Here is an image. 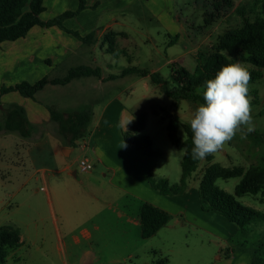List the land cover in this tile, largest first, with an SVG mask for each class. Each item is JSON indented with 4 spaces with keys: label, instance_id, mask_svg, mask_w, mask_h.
Wrapping results in <instances>:
<instances>
[{
    "label": "rangeland",
    "instance_id": "374dc122",
    "mask_svg": "<svg viewBox=\"0 0 264 264\" xmlns=\"http://www.w3.org/2000/svg\"><path fill=\"white\" fill-rule=\"evenodd\" d=\"M134 1L130 7L122 11H89L86 17L92 26L95 25L96 38L108 24L114 23L113 29L108 30L98 44L82 45L81 50H88L87 55L73 53L65 62H60L45 74L39 72L41 74L37 79L34 73L39 71L38 68L29 67L26 49L20 50L25 48L24 43L6 42L8 45L4 44L0 48V53L7 58L8 64L6 68H0L1 87H10L22 82L32 83L45 77L62 79L71 69L79 66L100 67L102 73L108 76L120 75L124 68L136 67L158 72L170 80L173 63H178L190 73H194L199 56L213 52L219 37L227 30L241 28L245 22H253L261 17L262 0H232L233 7H228L223 2L220 11L214 10L213 6L218 0ZM70 5L71 3L68 4ZM50 14L49 11L44 17H49ZM86 17L78 20L76 16L69 24L67 23V26L71 28L83 24ZM114 19L116 21H113ZM62 29H65V26ZM68 34L74 40H78L73 33ZM73 46L76 47L75 44ZM111 49L113 52H109ZM16 55L18 61L11 64L12 58L14 60ZM237 61L248 71L261 74L260 79L249 83L250 114L254 130L247 134L246 139H241L237 135L222 150L213 154L212 163H219L223 167L240 166L247 170L264 160V69L256 68L241 58L236 59ZM48 64L49 61L46 65ZM15 66H19L18 70ZM37 94L34 99L23 97L19 93L9 94L4 104L0 106V125L3 124L12 103L16 102L42 104L46 109L51 108L63 114L88 108L101 112L106 104H114L116 110L120 108L116 113L120 122L128 114L145 116V128L137 137H149L153 149L157 152L156 166L151 172L152 179L157 182L164 178L171 181L170 185L179 179L185 151L170 142L167 124L171 118L178 116L183 125H188L192 113L200 103L189 101L176 103L164 95L159 86L153 85L149 78L135 74L111 80L105 85L99 84L98 77L77 79L70 85H49ZM178 135L182 140L186 139L183 127L178 131ZM31 137V140H26L18 132L0 131V228L5 226L18 228L24 241L20 248L9 251L5 264H68L70 261L64 256L61 257L57 251L59 241L55 234L52 212L57 215L65 242L69 239L67 228L70 226L74 228L77 225L78 216L91 214L90 208L81 200V197L90 191L85 177L81 175L77 179L61 172L65 165L73 162H75L73 170L79 171L81 161L87 158L95 163V165L91 163L93 170L100 176L101 168L96 160L94 161L91 132L89 129L85 138L79 140L75 146L71 145L73 152L68 158L62 156L61 149L67 142L63 135L61 136L58 123L44 125L32 132ZM54 149L58 151L55 157L52 156ZM64 153L68 155L69 152L65 149ZM208 165L206 158L200 161L198 170L188 181L187 189L191 187L194 188V193L198 191L200 179ZM42 169L47 171L43 173ZM240 180L218 179L216 185L234 194ZM238 201L264 213V198L260 194L245 195L238 198ZM216 216L226 221L223 217ZM215 227L218 231L219 228L215 224L211 229L215 230ZM235 228L237 231L229 239L228 244L245 252L250 261V252L237 243L244 240L252 243L256 241L257 236L255 233L243 236L236 226ZM219 235L217 232L209 236L204 231L187 226L179 232H173L171 238L177 242L176 248L188 247L185 250L186 254L193 259L192 262L178 259L180 253L175 251L169 263L215 264V254L226 245ZM160 244L158 239L154 241V245ZM162 249L167 251L168 248ZM165 258L168 257L164 256L163 259ZM150 259H154V256L148 255L137 264H144ZM155 259H159V262L157 261L159 264L162 257L155 256Z\"/></svg>",
    "mask_w": 264,
    "mask_h": 264
},
{
    "label": "crops",
    "instance_id": "0c3cea01",
    "mask_svg": "<svg viewBox=\"0 0 264 264\" xmlns=\"http://www.w3.org/2000/svg\"><path fill=\"white\" fill-rule=\"evenodd\" d=\"M133 2L135 1L86 0L87 8L77 16V19L86 17L89 11L126 10ZM70 3L71 5L68 6ZM44 6L46 11L41 15V19L48 21L66 11L77 10L79 0H45ZM49 11L51 12L49 17H44V14ZM73 19L65 21L63 26L68 30L79 32L83 38L90 34H95L93 42L95 44H98L102 40L108 30L113 29L112 24H114L111 23L104 27L96 38L95 25L92 26L88 17L83 19V24L70 28L67 26V23L69 24ZM113 21H116V19ZM19 41L24 43L25 48L20 50L26 49L29 67L34 68L36 66L39 70L34 73L36 79L40 77L39 74L41 73L39 72L45 74V72L52 70L60 62H65L73 53L79 52L81 55L88 54V50H81L82 45L92 46L93 44H86L80 39L74 40L70 34L57 26L50 28L35 26L25 38L14 42ZM7 43H10V41H7ZM7 43H2L0 48ZM17 59L18 55H16L14 60L12 58L10 63L12 64L13 61L17 62ZM6 61L7 58L4 54L0 53L1 69L7 67L8 64ZM48 61L49 64L46 65ZM108 77V75L102 73V77L99 78V84H107L109 82ZM35 82L37 81H32V83ZM1 86L2 82H0V88H2ZM11 93L5 94L2 97V104H4L5 98ZM12 104L24 108L27 120L33 128L32 132H35V130L46 124L54 122L51 119L49 109H46L42 104H21L18 102ZM119 109L116 110L114 104H106L101 109V112L91 108L92 119L88 126V132L90 129L92 137L91 144H93L95 156L94 161L96 160V163L101 168L100 176L95 174L94 168L90 172H82L81 168H79L80 172L73 170L75 162L65 165L61 171L77 179L81 175L85 177L88 182L87 187L90 188V191L82 196L81 200L87 208H90L91 214L78 216L76 219L77 225L74 228L72 226L67 228L69 239L65 242L60 226L58 225L57 215L52 212L55 234L59 241L57 247L59 255L67 258L70 261L68 264H137L142 258H146L148 255H153L154 259H150L144 264H157L159 259H155V256H161V260L168 262L163 263L161 261L162 264H170L172 254L177 251L180 253L178 259L192 262L193 258L190 259V256L186 254L187 251H185L188 247L177 249V242L172 241L171 238L173 232H179L187 226L204 231L209 236L215 235L218 232L221 240L226 242V245L223 246L224 249L222 247L219 253L215 254V264H250L248 255L245 252L228 244L229 239L237 231L235 226L214 214L202 211L198 191L194 193V188L189 187L183 195L165 196L150 187L147 176L148 172L154 170L156 158H148L126 145L122 135L124 132L131 131L138 115L131 114L128 116V114V117L122 118L120 122L119 116L116 117ZM132 117L133 120L131 123L123 128L122 121L124 122ZM119 125H121L120 128ZM32 137L23 138L31 140ZM63 138L67 144L62 147L61 152L62 156L68 158L73 152L71 145L75 146L79 140L71 144L70 137L63 136ZM65 149L68 150V155L64 153ZM57 155L58 151L54 149L52 156L55 157ZM85 160L95 165L91 159L86 158ZM46 171V169H42L43 173ZM180 178L181 174L176 183L180 181ZM49 201H51V198ZM145 203L158 207L167 212L171 217L169 223L150 239H143L141 236L140 213ZM214 224L218 226V231L216 227L215 230L211 229ZM156 239L161 243L159 246L154 245ZM21 242L23 245L24 241L22 236ZM164 247L168 248L167 251L162 249ZM164 256L168 258L163 259ZM134 260L136 261L134 262Z\"/></svg>",
    "mask_w": 264,
    "mask_h": 264
},
{
    "label": "trees",
    "instance_id": "16d2710c",
    "mask_svg": "<svg viewBox=\"0 0 264 264\" xmlns=\"http://www.w3.org/2000/svg\"><path fill=\"white\" fill-rule=\"evenodd\" d=\"M45 0H0V45L4 42H14L25 38L29 31L35 26L44 28H64L66 19L78 16L87 8L86 0H79V7L75 11H66L63 14L43 21L41 15L46 11ZM223 2L228 7H233L232 0H218L213 4L214 10L220 11ZM209 23V21L207 22ZM73 33L78 39L86 44H92L95 34L81 37L79 33L63 29ZM113 52V50H109ZM243 59L256 68L264 69V0L261 2V17L255 21H247L238 29L227 30L219 37L217 45L209 55H200L194 73H190L185 67L178 63L171 65V78L165 79L158 72H149L136 67L124 68L120 75H110L108 81L124 78L129 75L148 77L153 85L159 86L162 93L174 102L189 101L203 103L202 95L196 93V89L204 85V82L215 77L221 66L235 63L236 59ZM251 81L261 78L256 71H249ZM84 77H102L100 67L79 66L69 71L62 79H48L47 77L36 83L22 82L0 90V106L2 97L11 92H18L23 97L34 99L35 95L42 91L47 85H68L72 81ZM51 119L58 123L61 135L70 137V143L85 138L88 126L92 119L90 108L79 112L68 114L49 109ZM183 127L186 139L182 140L178 131ZM145 128V116L139 115L131 131L124 132L123 138L126 145L135 149L148 158H156L157 152L153 149L149 137H137ZM167 133L170 142L180 148L186 149L181 163V178L178 183L169 184L167 179L161 178L157 182L152 179L151 171L148 172V180L151 187L158 190L162 195L175 196L186 193L188 181L198 170L201 160L191 157L193 147L189 125H183L178 116L171 118L167 124ZM18 132L22 137L32 135V126L29 124L24 108L12 105L6 113L5 120L0 125V131ZM213 155H208L206 160L209 165L205 168L200 179L198 198L202 211L214 213L226 219L239 229L243 236L255 233L256 241L250 243L248 240L237 244L250 252V264H264V213L251 209L238 201L245 195H258L264 198V160L257 166L245 169L240 166L223 167L219 163H212ZM240 178L235 188V193L230 194L216 185L218 179ZM171 217L170 215L151 204L145 203L141 208V236L143 239L154 237L165 227ZM261 228V230H260ZM22 245L21 233L18 228L5 226L0 228V264H5L9 251L17 249ZM166 263V260H161ZM160 264V263H159ZM162 264V262H161Z\"/></svg>",
    "mask_w": 264,
    "mask_h": 264
},
{
    "label": "clouds",
    "instance_id": "9594fccd",
    "mask_svg": "<svg viewBox=\"0 0 264 264\" xmlns=\"http://www.w3.org/2000/svg\"><path fill=\"white\" fill-rule=\"evenodd\" d=\"M250 79L248 69L237 61L221 66L214 78L196 89L203 103L196 107L188 121L193 159L203 160L222 150L237 135L246 139L254 130L250 114ZM132 120L133 117L124 121L122 127Z\"/></svg>",
    "mask_w": 264,
    "mask_h": 264
},
{
    "label": "built area",
    "instance_id": "2783aa9c",
    "mask_svg": "<svg viewBox=\"0 0 264 264\" xmlns=\"http://www.w3.org/2000/svg\"><path fill=\"white\" fill-rule=\"evenodd\" d=\"M80 168L82 172H90L93 169V165L87 160H83L80 163Z\"/></svg>",
    "mask_w": 264,
    "mask_h": 264
}]
</instances>
